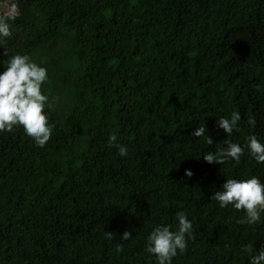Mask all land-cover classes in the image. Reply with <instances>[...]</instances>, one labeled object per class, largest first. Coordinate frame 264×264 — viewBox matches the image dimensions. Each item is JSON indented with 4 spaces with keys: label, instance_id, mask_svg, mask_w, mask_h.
<instances>
[{
    "label": "trees",
    "instance_id": "obj_1",
    "mask_svg": "<svg viewBox=\"0 0 264 264\" xmlns=\"http://www.w3.org/2000/svg\"><path fill=\"white\" fill-rule=\"evenodd\" d=\"M18 12L0 61L7 49L47 69L55 128L43 148L22 128L0 133V264H153L146 237L177 211L194 239L173 264H247L240 246L259 251L264 223L237 224L211 197L227 175L264 180V164L202 156L225 146L216 120L233 110L231 139L264 141V0H18ZM203 122L213 145L191 136Z\"/></svg>",
    "mask_w": 264,
    "mask_h": 264
},
{
    "label": "clouds",
    "instance_id": "obj_2",
    "mask_svg": "<svg viewBox=\"0 0 264 264\" xmlns=\"http://www.w3.org/2000/svg\"><path fill=\"white\" fill-rule=\"evenodd\" d=\"M18 12V0H0V46H4L6 38H11L15 31L14 21ZM6 63L0 71V133H11L22 128L23 133L34 146L43 148L50 140L55 124L50 121L49 112L56 103V97L47 94L49 84L47 69L34 61L28 54L16 52L8 55ZM259 89V86H257ZM241 113L233 110L229 116H220L216 120L217 127L227 134L224 147L215 151H206L203 160L209 164L226 165L241 163L245 155L256 164H264V141L255 134L245 137L243 144L231 139L233 132L240 131ZM248 125L254 126L251 117ZM191 136L203 138L207 145H213V139L208 135L205 122L191 132ZM117 137H108L110 147H115L117 155L128 156L126 145L117 143ZM191 177L193 173L185 170ZM227 175V174H225ZM211 200L216 201L221 209H234L242 214L236 223L256 226L264 223V180L258 175L245 174V178L227 175L225 182L215 191ZM193 222L184 211H177L172 223H160L152 227L146 237L144 251L153 264H173L174 258L183 255L188 249V242L194 239ZM105 238L113 239V234L105 232ZM122 240L131 239V233L124 231ZM122 244L116 245V252L122 251ZM241 254H248L247 264H264V244L259 251L254 250L251 242L240 246Z\"/></svg>",
    "mask_w": 264,
    "mask_h": 264
}]
</instances>
